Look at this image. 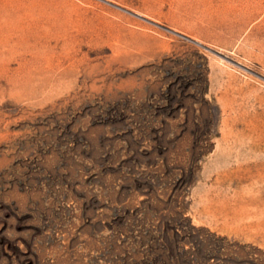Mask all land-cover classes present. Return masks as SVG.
Segmentation results:
<instances>
[{
	"label": "rangeland",
	"instance_id": "rangeland-1",
	"mask_svg": "<svg viewBox=\"0 0 264 264\" xmlns=\"http://www.w3.org/2000/svg\"><path fill=\"white\" fill-rule=\"evenodd\" d=\"M0 264H264V0H0Z\"/></svg>",
	"mask_w": 264,
	"mask_h": 264
}]
</instances>
